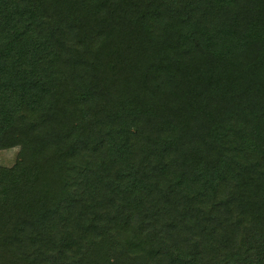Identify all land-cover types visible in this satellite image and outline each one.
I'll return each mask as SVG.
<instances>
[{"label":"trees","instance_id":"obj_1","mask_svg":"<svg viewBox=\"0 0 264 264\" xmlns=\"http://www.w3.org/2000/svg\"><path fill=\"white\" fill-rule=\"evenodd\" d=\"M0 264H264V0H0Z\"/></svg>","mask_w":264,"mask_h":264},{"label":"rangeland","instance_id":"obj_2","mask_svg":"<svg viewBox=\"0 0 264 264\" xmlns=\"http://www.w3.org/2000/svg\"><path fill=\"white\" fill-rule=\"evenodd\" d=\"M17 150V147L0 150V165H12L16 158Z\"/></svg>","mask_w":264,"mask_h":264}]
</instances>
